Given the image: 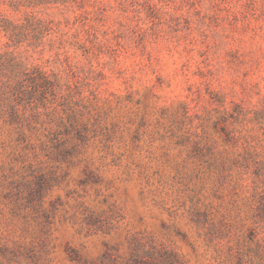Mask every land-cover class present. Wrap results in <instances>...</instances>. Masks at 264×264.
I'll use <instances>...</instances> for the list:
<instances>
[{
  "label": "rangeland",
  "instance_id": "obj_1",
  "mask_svg": "<svg viewBox=\"0 0 264 264\" xmlns=\"http://www.w3.org/2000/svg\"><path fill=\"white\" fill-rule=\"evenodd\" d=\"M0 264H264V0H0Z\"/></svg>",
  "mask_w": 264,
  "mask_h": 264
}]
</instances>
